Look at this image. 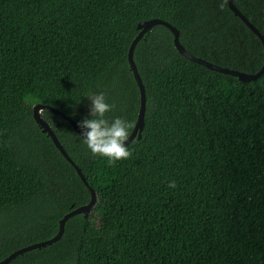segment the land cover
<instances>
[{"label":"trees","instance_id":"obj_1","mask_svg":"<svg viewBox=\"0 0 264 264\" xmlns=\"http://www.w3.org/2000/svg\"><path fill=\"white\" fill-rule=\"evenodd\" d=\"M233 3L264 34V0ZM150 17L218 65L254 72L263 62L259 37L226 0H0V259L52 236L90 198L33 105L79 125L103 93L115 105L104 118L134 124L127 50ZM133 59L145 109L130 158L109 166L66 119L40 110L96 197L58 240L6 264H264V71L243 81L209 69L179 53L162 24Z\"/></svg>","mask_w":264,"mask_h":264},{"label":"water","instance_id":"obj_2","mask_svg":"<svg viewBox=\"0 0 264 264\" xmlns=\"http://www.w3.org/2000/svg\"><path fill=\"white\" fill-rule=\"evenodd\" d=\"M226 2H227L228 7L233 11V13L235 15H237L259 37L261 44H262V47H263V51H264V34H262L258 30V28L251 21H249V19L236 7V5L233 3V0H226ZM155 24H162V25L166 26L172 32L173 43H174L175 48L179 51V53H181L182 55H184L185 57H187L190 60H193V61H195L201 65L206 66L209 69L219 71L222 73H226V74L234 75L238 79L243 80V81L251 80V79L259 76L264 71V59H263L262 64L260 65V67L254 72H247V71H243V70H239V69L230 68L227 66L218 65L216 63H213V62L208 61L202 57H199V56H196V55L190 53L180 43V41L178 39L177 28L174 25H172L171 23H169L168 21L161 19L159 17H150V18L145 19L143 21H139L136 25L138 31L134 35V37L131 39L129 46H128V50H127V60L129 63V67L132 71L133 77L137 83L138 90H139V104H138V110H137V114H136V118H135V122H134L135 127L133 129H131V131H130L131 135L129 137V140L126 142V144L131 142L134 138H137V139L140 138L141 130H142L143 124H144L143 116H144V109H145V88H144V84L141 80L140 74L137 70L136 64H135L134 59H133V49H134L135 44L143 36V34L146 31H148ZM41 109L50 110V111L56 113L57 115L63 117L64 119H66L72 125V127L76 131V133L82 138L81 128L76 124V122L73 120V118L71 116H69L68 114H66L65 112H63L62 110H60L56 107H53V106L48 105V104H41V103H35L32 107V116H33L35 122L39 125V127L41 128V130L43 132H45L48 136H50L54 145L58 148V150L61 152V154L74 167V169L76 170V173L79 175L82 182L88 187L89 192H90V198L86 203L75 206V207L71 208L70 210H68L67 212H65L58 219L57 231L52 236H50L46 239L35 241V242L29 243V244H26V245H23L21 247L14 249L9 254H7L6 256H4L3 258L0 259V264L8 263L11 259L16 257L18 254H22L23 252H25L27 250H30L33 248H38V247H43L47 244H50V243L58 240L63 233L65 221L70 216L75 215L77 213H88L90 211V208L94 204V201H95L96 195H95L94 189L86 181V179H85L82 171L80 170L79 166L67 154V152L65 151V149L61 145L60 141L56 137L55 133L53 132L52 128L50 127L49 123L40 115Z\"/></svg>","mask_w":264,"mask_h":264},{"label":"clouds","instance_id":"obj_3","mask_svg":"<svg viewBox=\"0 0 264 264\" xmlns=\"http://www.w3.org/2000/svg\"><path fill=\"white\" fill-rule=\"evenodd\" d=\"M90 102L92 118H85L78 126L82 130V140L92 155L107 158L109 166L130 158L133 153L126 142L131 135L130 130L135 127L134 124L122 117H116L112 121L105 119V113L113 110L115 105L107 103L103 93L91 97ZM168 186L175 188L176 182L170 181Z\"/></svg>","mask_w":264,"mask_h":264}]
</instances>
